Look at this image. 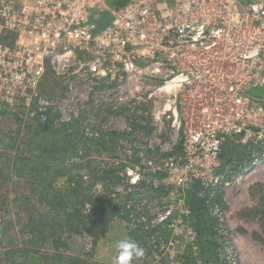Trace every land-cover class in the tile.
Masks as SVG:
<instances>
[{
	"label": "built area",
	"instance_id": "1",
	"mask_svg": "<svg viewBox=\"0 0 264 264\" xmlns=\"http://www.w3.org/2000/svg\"><path fill=\"white\" fill-rule=\"evenodd\" d=\"M71 60L106 86L159 78L183 129L184 163L167 164L179 186L238 181L219 168L231 138L264 162V0H0V115L46 121L57 102L39 91L44 75Z\"/></svg>",
	"mask_w": 264,
	"mask_h": 264
},
{
	"label": "rangeland",
	"instance_id": "2",
	"mask_svg": "<svg viewBox=\"0 0 264 264\" xmlns=\"http://www.w3.org/2000/svg\"><path fill=\"white\" fill-rule=\"evenodd\" d=\"M65 70L58 74L49 67L39 89L48 100L57 102L49 111L55 125L79 118L81 129L89 134L100 130L122 133L116 155L106 152L93 154L89 159L70 158L67 164L76 167L68 175H83L84 185L93 187L95 204L97 196L106 193L109 198L121 199L123 205L134 199L139 215L131 221L114 217L95 246L86 232L73 234L66 239L68 245L59 249L63 257L49 260L50 264H71V256H83L84 264H111L115 243L124 237L145 249V256L134 264H187L186 255L195 258L193 264H264V162L255 165L246 157L241 158L244 149L236 138L225 143L220 171L230 166L231 175L239 180L220 186L213 194L202 189L199 192L209 195L210 211L216 218V232L208 237L207 254L202 257L187 202L192 183L179 186L167 166L170 162L180 166L184 163L183 129L174 122L169 95L159 90V78L141 75L106 86L84 78L73 60ZM20 118L16 121L12 116L0 115V140H10L15 135L23 140L40 121L30 116ZM231 152L232 159L227 156ZM113 164L120 167L121 180L105 191V173ZM103 171L105 179H97ZM138 174L141 180L133 181ZM66 179L67 176L60 178L58 185L65 186ZM162 185L166 186L163 190ZM40 208L26 180L1 173L0 264H12L7 252L23 244L27 238L25 221L39 213ZM169 209L171 213L165 217ZM139 225L143 226L138 229ZM37 248L41 253L54 254L50 243H38ZM13 258L20 262L25 259L20 255Z\"/></svg>",
	"mask_w": 264,
	"mask_h": 264
},
{
	"label": "trees",
	"instance_id": "3",
	"mask_svg": "<svg viewBox=\"0 0 264 264\" xmlns=\"http://www.w3.org/2000/svg\"><path fill=\"white\" fill-rule=\"evenodd\" d=\"M125 1L111 0V3L115 6ZM2 115L12 116L16 121L21 120L18 114L9 113L7 110H3ZM82 127L79 118L55 125L52 117L36 122L23 140H18L17 135L11 136L10 140H0V175L6 172V175L12 178L26 180L41 207L39 213L31 215L25 221L27 238L23 240V244L7 252L12 264H50L49 260L63 257L59 249L68 245L66 239L73 234L86 232L92 236L95 246L100 236L109 229L114 217L120 216L131 221V209L139 215L138 207L128 208L122 204L121 199L106 196L108 193L97 196L95 204L92 197L93 187L84 185L83 175H68L76 167L74 164H67L70 158L80 157L83 160L89 159L93 154L102 155L106 152L116 155L119 138L122 136V133L116 130H100L89 134L82 130ZM233 154L234 152H231V155L227 156L232 159ZM246 155L244 152L241 158ZM78 165L81 167L87 164ZM119 168L118 164H113L108 168V174L106 171L105 177H108V180L104 184L105 191L120 182ZM104 172L96 178L105 179ZM66 176L65 186H59L58 180ZM165 187L162 185L160 189ZM200 191V183L193 182L187 190V202L192 212L191 220L197 231V242L202 257H205L210 242L208 237L211 238L216 232V218L210 211L209 195H200ZM87 204H90V208H86ZM142 226L139 225L138 229ZM2 241L3 237L0 236V245ZM38 243H50L54 254L41 253L37 248ZM31 245H36V248ZM208 249L210 251L211 248ZM15 255L25 259L20 262L13 258ZM184 258L187 264L195 263L194 257L186 255ZM68 261L71 264H84L85 258L71 256Z\"/></svg>",
	"mask_w": 264,
	"mask_h": 264
},
{
	"label": "clouds",
	"instance_id": "4",
	"mask_svg": "<svg viewBox=\"0 0 264 264\" xmlns=\"http://www.w3.org/2000/svg\"><path fill=\"white\" fill-rule=\"evenodd\" d=\"M145 256V249L129 237L118 239L111 264H134Z\"/></svg>",
	"mask_w": 264,
	"mask_h": 264
},
{
	"label": "bare ground",
	"instance_id": "5",
	"mask_svg": "<svg viewBox=\"0 0 264 264\" xmlns=\"http://www.w3.org/2000/svg\"><path fill=\"white\" fill-rule=\"evenodd\" d=\"M260 170H257L256 172H259Z\"/></svg>",
	"mask_w": 264,
	"mask_h": 264
}]
</instances>
